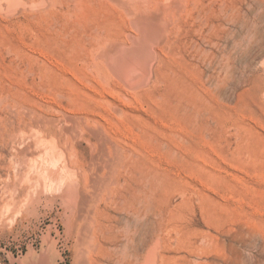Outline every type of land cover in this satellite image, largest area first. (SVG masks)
I'll return each instance as SVG.
<instances>
[{"label":"rangeland","instance_id":"1","mask_svg":"<svg viewBox=\"0 0 264 264\" xmlns=\"http://www.w3.org/2000/svg\"><path fill=\"white\" fill-rule=\"evenodd\" d=\"M45 25L29 0H0V264H144L151 249L157 264H264V0H205V61L162 96L78 71L62 81ZM43 61L44 82L33 69ZM184 92L197 114L181 109ZM33 106L77 142L49 137L64 147L53 151L38 139ZM90 130L112 144L90 145ZM41 172L49 181L36 183ZM60 175L77 203L56 187ZM29 184L45 185L43 196L9 208Z\"/></svg>","mask_w":264,"mask_h":264},{"label":"bare ground","instance_id":"2","mask_svg":"<svg viewBox=\"0 0 264 264\" xmlns=\"http://www.w3.org/2000/svg\"><path fill=\"white\" fill-rule=\"evenodd\" d=\"M29 1L34 8L39 9L42 18L46 21L44 31L48 37L44 39L43 47L55 53L57 57V59L55 58L56 64L62 71V81L64 73L78 71L87 79L93 78L112 86L122 85L133 92H152L156 96H162V87L169 78L177 74L180 76L181 72L186 74L193 72L197 76L196 69L205 61V0ZM134 33L138 35L134 37ZM124 37H131V45L127 46L123 43ZM33 69L44 82L47 70L45 62L43 61L38 66V69H36V66ZM58 88L59 91L61 90L60 92H64L63 87L60 86ZM194 94L195 92L192 90V97ZM192 97L186 92L180 95V107L185 112L197 114L199 112L195 103L197 99L195 100ZM34 106L31 108L30 114L32 118L30 126L36 133L43 134L44 137L41 135L38 139L42 138V142L47 139L50 142V146L53 143L49 140V137L58 145L77 142V134L67 125L62 127L63 124L60 125L61 119L59 120L58 117L57 119L56 117L53 118L54 116L47 118L40 109ZM82 118L85 123L95 121L92 113L88 111L82 114ZM65 119L67 122L76 120V118L67 117V115ZM90 131L91 136L87 139L90 145L106 146L112 144L113 140L102 130ZM55 145L52 146L53 149L51 148L53 151L54 148L56 150L57 147H60H54ZM45 147H48L46 149L49 150L48 143ZM61 147L64 148L62 145ZM59 152H62V156H65L63 151L60 150ZM53 154H51V157L54 156ZM59 157H61V154L56 160ZM62 158L64 159L65 157ZM52 165L53 167H58L59 162L54 160ZM48 169L49 172L54 170L52 168ZM61 169L65 172V166ZM70 170L69 168V172ZM67 171L65 172L66 174L69 173ZM59 172L64 175L62 170H59ZM42 173L44 172H41L36 180L49 176L44 175L47 173L41 176ZM58 176H56V179ZM42 183L41 185L38 184L39 187L42 186ZM43 184L46 185L47 183ZM48 184L49 189L50 185ZM55 184L60 191H64L65 201L72 204L77 203L79 192L73 187L70 178L66 176L59 177ZM35 186L29 184L23 189L21 195L20 193L13 194V199L8 201V204L6 203L8 207L11 209L21 208L24 204L31 203L36 197L43 196L38 189L42 188L44 190L45 187H37V189ZM54 186L50 187V189L56 188ZM58 189L56 190L58 191ZM49 196L51 197L52 195L49 194ZM51 198L50 200H52ZM30 207L36 208L34 206ZM17 210L19 209H16V212ZM26 211L29 210L27 209ZM42 261V264H47V256H44ZM157 261V254L151 249L148 254V260L144 264H157Z\"/></svg>","mask_w":264,"mask_h":264}]
</instances>
